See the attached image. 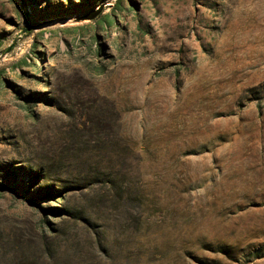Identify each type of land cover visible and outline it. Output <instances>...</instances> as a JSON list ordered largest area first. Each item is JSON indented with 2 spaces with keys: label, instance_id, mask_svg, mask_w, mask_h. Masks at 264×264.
<instances>
[{
  "label": "rangeland",
  "instance_id": "obj_1",
  "mask_svg": "<svg viewBox=\"0 0 264 264\" xmlns=\"http://www.w3.org/2000/svg\"><path fill=\"white\" fill-rule=\"evenodd\" d=\"M0 264H264V0H0Z\"/></svg>",
  "mask_w": 264,
  "mask_h": 264
},
{
  "label": "water",
  "instance_id": "obj_2",
  "mask_svg": "<svg viewBox=\"0 0 264 264\" xmlns=\"http://www.w3.org/2000/svg\"><path fill=\"white\" fill-rule=\"evenodd\" d=\"M95 15H96V14H92V15L88 16V18H89V19H92V18L95 17Z\"/></svg>",
  "mask_w": 264,
  "mask_h": 264
}]
</instances>
